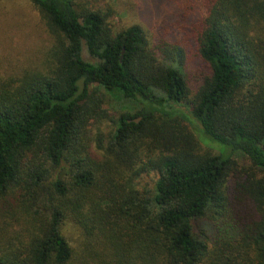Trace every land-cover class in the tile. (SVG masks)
Instances as JSON below:
<instances>
[{
  "label": "trees",
  "instance_id": "trees-1",
  "mask_svg": "<svg viewBox=\"0 0 264 264\" xmlns=\"http://www.w3.org/2000/svg\"><path fill=\"white\" fill-rule=\"evenodd\" d=\"M28 1L53 43L0 74V264H264V0H186L183 40L153 45L111 8Z\"/></svg>",
  "mask_w": 264,
  "mask_h": 264
},
{
  "label": "rangeland",
  "instance_id": "rangeland-1",
  "mask_svg": "<svg viewBox=\"0 0 264 264\" xmlns=\"http://www.w3.org/2000/svg\"><path fill=\"white\" fill-rule=\"evenodd\" d=\"M186 0H85L96 9L111 8L114 16L110 23L117 31L132 26L143 29L150 45L160 37L182 41L183 27L191 24L198 13L197 6L189 9V16L184 17L183 5ZM194 4V3H193ZM53 39L40 14L28 0H0V74L8 76L21 69L40 68L47 58ZM188 49L187 59L182 68L188 86L192 92L198 88L204 77L203 62ZM87 60V53H84ZM105 108L116 121L126 113H134L135 107L127 101L111 95L105 96ZM184 108L185 105L183 106ZM187 109V108H186ZM115 123V122H114ZM112 121L101 125L106 134L114 128ZM91 134L97 133L93 125ZM95 149V144L93 145ZM154 176L138 180L139 187L151 184Z\"/></svg>",
  "mask_w": 264,
  "mask_h": 264
},
{
  "label": "water",
  "instance_id": "water-1",
  "mask_svg": "<svg viewBox=\"0 0 264 264\" xmlns=\"http://www.w3.org/2000/svg\"><path fill=\"white\" fill-rule=\"evenodd\" d=\"M140 120H141V119H137V121H136V122H140Z\"/></svg>",
  "mask_w": 264,
  "mask_h": 264
}]
</instances>
